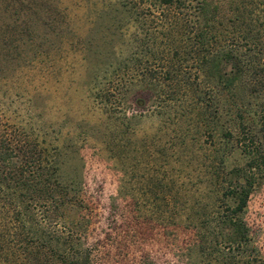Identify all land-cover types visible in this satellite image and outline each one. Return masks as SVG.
I'll return each mask as SVG.
<instances>
[{"label": "rangeland", "instance_id": "rangeland-1", "mask_svg": "<svg viewBox=\"0 0 264 264\" xmlns=\"http://www.w3.org/2000/svg\"><path fill=\"white\" fill-rule=\"evenodd\" d=\"M231 1L208 0L202 40L195 0H0V153L45 162L73 145L82 202L64 220L93 264H233L206 221L229 214L252 162L240 250L264 261V0ZM227 44L243 62L229 87L199 59Z\"/></svg>", "mask_w": 264, "mask_h": 264}, {"label": "trees", "instance_id": "trees-1", "mask_svg": "<svg viewBox=\"0 0 264 264\" xmlns=\"http://www.w3.org/2000/svg\"><path fill=\"white\" fill-rule=\"evenodd\" d=\"M177 1L180 4L186 2V0ZM160 2L167 6L175 4L174 0H160ZM195 2L197 5L194 8L199 13L197 17L202 19L204 24L196 31V38L203 40L209 36V32L212 34V27L208 22L213 20L214 16L210 15V9L218 11V6L209 8L208 0H195ZM229 3L230 8H233L234 1L230 0ZM235 4L237 13H240L236 19L247 22L241 6L236 1ZM245 32L246 34L243 30L246 35L243 34V38L247 41L255 37L250 21L245 24ZM229 45H224L214 53L208 49V59L199 55L201 63L208 67L209 73L228 87L241 77L243 68L241 55L233 56L236 49ZM201 52L205 51L200 49L197 53ZM234 59L235 63L232 61ZM228 66L229 68L226 69ZM250 145H248L249 149ZM72 146L66 143L46 149L45 162L41 160L39 154L29 161L20 162L18 160L20 157L30 155L32 152L21 155L14 152L13 148L9 149L8 153H0V262L2 264H32L30 259L38 260L45 248L47 262L50 260L49 264H93V248L78 247L82 232L79 234V229L78 231L64 220L67 209L79 206L82 202V187L63 169L69 153L74 155L76 152ZM247 154L252 156L251 160L256 157L251 149ZM255 166L257 165L254 162L248 165L247 172L242 175L240 183L232 191L234 205L229 209V214L218 220L206 221L210 224V234H221L223 237L218 246L227 249L223 252V258L225 256L227 259H232L230 263L233 264L237 262L264 264V261L260 262L257 259L245 261L246 255L240 250L242 244L246 243L248 232L241 213L254 184V176L251 172ZM41 214L42 219L39 218ZM212 223L214 225L211 227ZM217 227L220 230L217 231ZM205 248L203 246L202 250L205 251ZM234 250L236 252H233ZM204 251L201 255L204 253L205 256ZM206 255L208 257L201 256V260L191 264H211L209 253ZM225 264L228 262L225 261Z\"/></svg>", "mask_w": 264, "mask_h": 264}]
</instances>
